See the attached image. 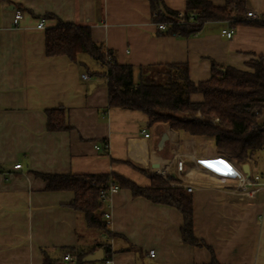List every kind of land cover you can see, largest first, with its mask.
Here are the masks:
<instances>
[{
	"label": "crops",
	"instance_id": "obj_1",
	"mask_svg": "<svg viewBox=\"0 0 264 264\" xmlns=\"http://www.w3.org/2000/svg\"><path fill=\"white\" fill-rule=\"evenodd\" d=\"M238 1L243 19L264 16V0ZM163 2L179 12L185 7V0ZM15 9L22 12L17 25ZM247 11L259 19L245 18ZM41 18L44 28L37 29ZM58 20L89 25L93 41L133 66L135 81L139 67L150 65L185 63L196 84L209 79L212 62L245 71L252 61L264 63V25L211 21L182 38L157 29L147 0H0V264H211L205 247L182 242V215L172 206L119 188L103 205L107 234L89 228L69 206L71 191L45 189L38 174L113 172L149 186L150 168L172 157L174 139L188 137L167 123L147 125L141 111L107 106L106 78L95 73L102 70L95 61L47 56L44 30ZM227 27L230 38L221 35ZM190 99L199 102L202 95ZM56 108L63 109L68 130H47L45 111ZM248 168L264 174V150L253 154ZM192 181L193 234L212 248L215 261L264 264V191L238 199L225 184L199 174ZM98 243L108 245V253ZM98 249L100 260H83ZM66 253L71 262L63 260Z\"/></svg>",
	"mask_w": 264,
	"mask_h": 264
},
{
	"label": "trees",
	"instance_id": "obj_2",
	"mask_svg": "<svg viewBox=\"0 0 264 264\" xmlns=\"http://www.w3.org/2000/svg\"><path fill=\"white\" fill-rule=\"evenodd\" d=\"M147 1L152 22L165 24L162 32L166 35L189 37L211 21H226L232 26L241 23L264 25V16L254 21L243 19L244 8L238 0H226L221 6L213 5L210 0H185L182 20L178 17L180 12L166 6L163 0ZM44 49L47 56L65 55L73 62H78L79 55L89 56L102 69L95 73L106 78L107 106L141 111L148 118L147 125L167 123L174 131L211 138L217 153L241 165L248 164L255 152L264 150V122L259 121L264 110L262 59L248 64L251 71L212 62L209 79L196 84L189 79L185 63L139 67L140 74L135 81L133 66L118 63L111 50L101 42L93 41L89 25L60 20L45 28ZM192 93H200L202 100L191 101ZM45 113L47 130L69 129L63 109L46 110ZM214 119L216 121L212 122ZM38 175L45 181L46 190L71 191L73 197L69 206L89 228L107 234L110 233L99 191L110 179L119 188L130 190L134 196L172 206L182 215V242L205 247L212 255L211 264H218L212 248L193 234L191 194L180 187L170 186L156 174L147 173L150 185L146 187L113 172ZM98 246H103L108 253V245L98 243ZM82 256L77 255L78 259Z\"/></svg>",
	"mask_w": 264,
	"mask_h": 264
},
{
	"label": "built area",
	"instance_id": "obj_3",
	"mask_svg": "<svg viewBox=\"0 0 264 264\" xmlns=\"http://www.w3.org/2000/svg\"><path fill=\"white\" fill-rule=\"evenodd\" d=\"M183 14L180 12L178 17L181 19ZM22 17V12L19 9H15L13 12L12 24L17 25ZM245 18L259 19V16L253 11H247L244 15ZM37 29L44 28V19H39L36 24ZM157 29L164 31L165 24H157ZM233 34V28H224L221 30V35L226 38H230ZM82 78L88 79L87 74H82ZM216 119L212 120V122ZM144 137H148L149 134L142 130ZM179 140L178 138L173 140L175 150H172V157L166 160L163 165H159L155 168H150L152 173L158 175L162 179L166 180L170 186L180 187L184 191L191 193L193 190L192 180L196 174L203 177L229 186L227 192L235 195L238 199L252 198L255 193L260 190L264 191V174L244 172L242 165L237 163L232 158L213 152H202L201 138L189 136ZM204 139V138H203ZM207 139V138H206ZM179 146H183L179 149ZM20 164H15L14 168H19ZM173 177V178H171ZM119 190V186L109 181L99 191V201L106 204L109 201L111 195ZM104 219H109V213L105 211L103 213ZM149 256H154V250L148 251ZM63 260L67 262L72 261V256L69 253L64 254ZM102 264H113L112 260H105Z\"/></svg>",
	"mask_w": 264,
	"mask_h": 264
},
{
	"label": "water",
	"instance_id": "obj_4",
	"mask_svg": "<svg viewBox=\"0 0 264 264\" xmlns=\"http://www.w3.org/2000/svg\"><path fill=\"white\" fill-rule=\"evenodd\" d=\"M162 138H167L166 134H163ZM242 170L244 172H248L249 168H248V164L244 163L242 164ZM102 249H98L97 251H95L94 253L91 254H87L83 257L84 261H96V260H100L102 258Z\"/></svg>",
	"mask_w": 264,
	"mask_h": 264
},
{
	"label": "rangeland",
	"instance_id": "obj_5",
	"mask_svg": "<svg viewBox=\"0 0 264 264\" xmlns=\"http://www.w3.org/2000/svg\"><path fill=\"white\" fill-rule=\"evenodd\" d=\"M81 56L87 58V60H92V59H90V57L87 56L86 54H83V55H81ZM95 63H96V62H95ZM179 135H180L179 138L181 139V138L183 137V135H182L181 133H180ZM203 138H204V139H203ZM203 138H201L202 141L200 142V143H201V146H200L199 148L203 150L202 152H204V151H206V152H208V153H209V152H213V151L215 150L213 141L208 140V139H209L208 137H203ZM206 138H207V139H206ZM210 139H211V138H210Z\"/></svg>",
	"mask_w": 264,
	"mask_h": 264
}]
</instances>
